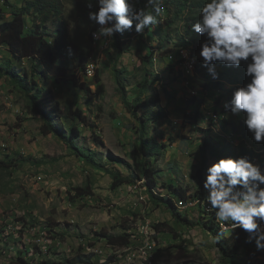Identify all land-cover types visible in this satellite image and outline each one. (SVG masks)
Listing matches in <instances>:
<instances>
[{"label":"rangeland","instance_id":"obj_1","mask_svg":"<svg viewBox=\"0 0 264 264\" xmlns=\"http://www.w3.org/2000/svg\"><path fill=\"white\" fill-rule=\"evenodd\" d=\"M20 1L12 0V3L17 4ZM61 3L65 14L63 29L66 31L68 42H76L89 52L90 59L94 63L89 64L88 68L92 70L95 65L100 70L102 82L101 85L97 84L96 79H93L95 75L90 76V79L83 77L82 80L90 85L92 92L87 94L86 90L70 91L62 86L58 87V84L52 81H41V84L47 88L41 101L42 107L50 109L57 101L62 108L68 107L71 103L74 106L80 104L98 124L97 130L105 140V146L99 148L103 153L101 162L105 166L94 167L78 157L63 138L54 134L44 135L41 130L44 121L40 119V114L32 113L27 106L25 96L6 78H1L0 158L21 154L43 159V163L35 164L33 161H25L10 171L0 170V228L7 226L8 233H15L21 229L22 224L18 225L14 221L16 217L26 216L29 217L30 222L37 220L41 223L38 228L25 232L23 238L17 240L19 244L6 245L4 253H0V264H20L16 262V257L19 255V249L24 248L31 250V257L34 256L32 255L34 252L38 254L36 262H30L31 264L40 262L69 264L65 262V258L90 253L95 255L94 264H145V260L140 256V249L144 247V244H137L134 247L136 238H133L134 242L131 239L132 244L127 247H116L111 246L101 235L104 231L119 235L126 231L123 228L125 226L132 227L129 230L132 236L143 234L144 224L151 225L149 246L153 252L158 251L159 255L154 252L156 257L152 258L153 264H231L222 256L215 234L200 226L189 228L178 225L169 209L163 205H154L150 201L151 198L146 193L147 189L144 188L142 181H139V184L125 185L117 191L111 189L113 178L106 169H119L125 175L128 171L125 165L120 163L113 168L108 162V154L112 153L115 157L132 164L136 160L137 140L135 138L139 135L132 128L139 127V122L123 103L113 67L117 64L119 68L128 69L125 77L126 89L129 94L133 93L143 75V65L135 51L137 42L136 40L129 42L125 46V53L118 60V51L112 46L109 48V41H104L105 37L96 41L90 40L89 34L93 21L88 18V12L97 10L95 0L92 9L86 6V0H61ZM3 8L5 11L1 17L10 18L11 7L3 5ZM176 42L177 40L174 41ZM184 51H181L182 66L188 72L194 73V60L185 58ZM8 58H11L9 50L0 46V62ZM169 58L175 59L172 55ZM198 58H200L199 55H197ZM14 64L26 69L29 73L32 71L28 59L23 60L22 63L15 60ZM156 70L160 71V65L156 66ZM178 78L177 74L167 76L168 92L161 87L147 92V98L151 100L155 99L158 93L162 107L169 113L167 120L160 122L159 129L150 128V133L157 137L158 143L170 146L166 158L157 162L163 176L155 192L164 195L163 192L166 189L163 185L172 182L191 189L192 194H197V191L202 189V193L207 195L203 186H200L199 180L195 178L202 163L200 146L203 144L204 137L209 138L214 146L224 143L235 153L234 157L241 154L244 142L240 140L238 143L236 139L230 141L224 138L218 129L210 126V120L199 124L205 131H197L189 124L186 126L185 112L193 107L185 108L187 104L182 103L186 92L184 87L186 82H179ZM206 95L202 94V97L205 98ZM87 99L92 102L87 103ZM205 99H208V105L204 110L207 114L208 111L214 110L215 103L208 96ZM143 114V111H140V115L146 117ZM230 116L232 119L239 120V117L232 114ZM82 131L85 138L76 140L75 144L81 148H96L91 136L92 131L84 126ZM160 132H165L167 138H161ZM170 137H174V140L170 141ZM249 142L253 147L250 148L247 145L249 149L258 146L255 141L249 140ZM226 147L223 149L226 150ZM258 154L259 158L255 160V163L259 164L264 171V149ZM208 157L209 167L217 159L212 152H209ZM88 183L93 184L94 195L79 198L74 202L73 187L85 186ZM197 199L204 203L200 197ZM192 210L194 212L197 209L193 208L189 211ZM193 212L190 213L191 216L195 220L198 219ZM158 222H168L182 235L176 240L172 233L163 231L159 235V244L156 238L158 232L155 229V224ZM49 225H52L54 232H47L45 227ZM26 226L28 225L24 224V227ZM223 230L225 233L229 232ZM54 235L58 238L56 241L50 238ZM154 240L156 245L153 244ZM37 247L43 252L42 254L38 253ZM258 253L245 255L242 252V264H264V251ZM112 256L114 257L111 259Z\"/></svg>","mask_w":264,"mask_h":264},{"label":"trees","instance_id":"obj_2","mask_svg":"<svg viewBox=\"0 0 264 264\" xmlns=\"http://www.w3.org/2000/svg\"><path fill=\"white\" fill-rule=\"evenodd\" d=\"M20 2L13 4L12 0L0 1V18L2 19L0 22V46L6 47L11 54V58L0 62V79L6 78L25 96L30 111L40 114V119L44 121L41 129L44 135L54 134L63 138L78 157L83 158L94 167L103 168L105 166L101 162L103 153H101L99 148L105 146V140L98 132V124L92 120V116L80 104L74 106L71 103L68 107L62 108L60 102L57 101L50 109H47L42 107L41 103L47 90L46 86L44 87L41 84V81H52L58 84V87L62 86L70 91L82 89L86 90L87 94H92L90 85L82 79L83 77L88 79V65L94 63V61L90 59L89 52L83 49V46L73 41L68 42L65 35L66 31L63 29L65 14L61 0H26L25 2ZM161 2L166 11L157 17V24L145 29L141 35L137 34L134 29L123 34L116 33L114 38H111L112 42L109 45V48L112 46L113 49L118 51L119 60L122 54L125 53V46L132 40H136L135 51L143 65L142 80L136 85L134 92L130 94L126 89L125 79L128 69L119 68L117 64L113 67L123 103L139 122V127H131L139 137L135 138L137 147L136 160L133 164L115 157L112 153L108 154V162L113 168L117 163H120L125 165L128 171V174L125 175L119 169H106L113 178L111 189L117 191L125 185L142 181L144 188L147 189L146 193L151 198H149L150 201L154 205H163L169 209L178 225L189 228L200 226L215 234L216 238L219 236L217 246L222 256L228 259L231 264H242V252L245 255H255L258 252L255 242L247 243L248 234L240 228L231 229V233L227 236L221 233L219 225L215 223L214 218L211 216L215 214V210L207 209L209 206L206 197L200 196L204 203L199 202L197 207L194 208L205 211L204 214L202 212L198 215L194 214L198 217L195 220L190 214V209L182 211L179 208L181 210L179 211L177 208L181 204V206H187L190 199L194 200L197 198L187 196L191 189L169 182L163 185V188L167 190L165 195L155 192V189L159 187V180L163 176H161L157 162L166 158L170 146L158 143L157 137L150 133V128L159 129L160 122L167 120L169 113L162 107V101L158 93L156 98L151 100L147 98V92L151 89L152 91L156 90L158 87L168 92L166 78L168 75L177 74L179 82H186L184 84L186 92L182 103L187 104L185 108L193 107V109H189L190 112L189 110L185 112L184 124L186 126L187 124L192 125L197 131H205L199 124L207 120L203 108L208 105V99H205L208 96L214 100V111L219 116L218 122L213 119L210 122V126L218 129L224 138H228L230 141H233V137L243 139L244 145L241 154L249 157L254 162L259 158L258 152L263 151L264 143L257 146L262 149H256L257 147L249 149L247 145L249 140L252 141V134L244 125L243 117H240L238 121L232 119L230 111L224 108L225 102L231 100L233 90L250 82L249 78L245 76L246 66L242 64L240 68L227 67L218 62L216 67L219 78L213 79L207 69L202 67L201 57L194 61V73L188 72L184 68L183 71L180 68L179 63H181L182 59L176 62V60H171L169 57L165 58L169 53H173L180 48H191L192 54L199 55L201 45L204 42L203 38L205 37L192 33L191 25L199 18V10L205 0H161ZM145 4L146 0H137L136 7L137 9L144 8ZM3 5L12 8V16L10 18L1 17L5 11ZM180 25L181 27H179ZM98 28L99 25L93 21L89 34L91 41H94L92 33L96 32ZM175 40H177L176 43H174ZM69 47L73 50V55L71 56L68 55L67 51ZM157 53L162 54L160 71L156 70L155 67L154 58ZM176 56L181 57V55ZM25 59H28L32 66L31 73L14 64L15 60L18 63H22ZM196 62L198 63L195 69ZM95 73L94 79H96L97 84L101 85L102 79L100 78V70L97 67L95 68ZM162 73L167 74L163 75ZM202 94L209 95L204 98ZM91 102L90 99H87V103L90 104ZM140 111H143V115H146V117L141 116ZM83 126L92 131L91 136L96 148H81L75 144L76 140L82 137L85 138L82 131ZM159 136L167 138L165 132H160ZM172 140H174V137H170V141ZM218 144L219 146H214L209 138L204 137L203 139V144L200 146L202 163L195 177L199 180L200 186H203L205 180L204 172L208 168L209 152L215 155L217 161L222 157L235 156V153L231 151L232 149L226 147L224 143ZM224 147H226V150L223 149ZM25 161H33L35 164L43 163V159L39 160L31 156H23L21 154H16V156L7 155L3 159L0 158V170L10 171ZM72 190L75 192L72 197L74 202L79 198L94 195L92 183L73 187ZM201 190L197 191V195L203 194ZM174 199H176V203ZM14 221L18 225L22 224L21 229H18L15 233H8L7 226L0 228V253H4L6 245L19 244L20 242H17V240L23 238L25 232L32 228H38L41 224L37 220L30 222L29 217L26 216L16 217ZM227 223L231 224V222ZM24 224L28 226L24 227ZM45 228L48 233L54 232L52 225ZM123 228L126 231L119 235L105 231L101 235L107 239L111 246L127 247L132 244V233L129 232L132 227L125 226ZM155 229L158 232L156 238L159 244V235L163 231L172 233L176 240L182 235L168 222L156 223ZM50 238L54 241L58 239L55 235L50 236ZM37 250L39 251L38 253H43L38 247ZM18 253L19 255L16 257L17 263L31 264L30 262H36L37 252H34L32 257L30 256L31 250L27 248L19 249ZM94 256L93 253L78 254L74 258H65V262L69 264H94ZM113 257L110 258L112 259Z\"/></svg>","mask_w":264,"mask_h":264},{"label":"clouds","instance_id":"obj_3","mask_svg":"<svg viewBox=\"0 0 264 264\" xmlns=\"http://www.w3.org/2000/svg\"><path fill=\"white\" fill-rule=\"evenodd\" d=\"M136 3L137 0H95L97 10L88 12V18L99 25L97 31L92 33L94 41L105 37L104 41H109L110 45L116 33L123 34L133 29L141 35L145 29L157 24V17L166 11L161 0H146L145 7L139 9ZM86 6L92 9L94 0H86ZM198 16L197 21L191 25V32L205 37L199 52L202 67L207 69L213 79H218V62L227 67L246 66L245 76L250 82L235 88L231 100L225 102L224 108L233 116L243 117L244 125L252 134V141L264 143V0H205ZM183 50L190 51L192 59L197 61V55L192 54L191 48H180L165 58L172 55L175 57L173 60L178 62L182 58L176 55H181ZM67 51L69 56L73 55L71 47ZM184 55L187 56V53ZM161 59L162 54L157 53L154 58L156 66L161 64ZM182 63L183 60L179 66L183 70ZM205 115L210 122L213 119L218 122L219 116L214 110ZM233 139L238 143L243 140L236 137ZM248 146L253 148L250 142ZM262 186L264 171L261 166L240 154L238 157H222L207 168L203 183L207 195L189 192L187 196L206 197L209 208L215 210L211 216L219 225L221 233L226 236L231 233H225L222 229L225 223L231 222V227L243 229L248 234L246 242L254 241L260 254V251H264ZM163 193L165 195L167 190ZM201 212L205 213L202 209L194 210L193 213L198 215Z\"/></svg>","mask_w":264,"mask_h":264},{"label":"bare ground","instance_id":"obj_4","mask_svg":"<svg viewBox=\"0 0 264 264\" xmlns=\"http://www.w3.org/2000/svg\"><path fill=\"white\" fill-rule=\"evenodd\" d=\"M187 53V56H185V58H189V59H192V57H191V54H190V51H188V50H185L183 53ZM94 65V64H93ZM95 68H96V66L94 65V67H92V70L90 69V68H88L87 69V75H90L91 77H93L96 73H95ZM262 187H264V186H262ZM200 201H199V199H197V198H195L194 200L193 199H191V200H189L188 201V205L187 206H181L180 204V206H179V208L181 209V210H184V209H192V208H195V207H197V205H198V203H199ZM145 225H149V224H144L143 226H142V229H143V234H145ZM231 224H228V223H225L224 224V226H223V229H225L226 231H231V229H233V227H231L230 226ZM154 235V234H153ZM153 244L154 245H156V242H155V240H154V242H153ZM150 245V242L148 243V247H146L145 245H144V247H142L141 249H140V256L145 260V264H153L152 263V258H153V256H155L156 257V255H154V252L152 251V248H151V246H149ZM154 259V258H153Z\"/></svg>","mask_w":264,"mask_h":264},{"label":"built area","instance_id":"obj_5","mask_svg":"<svg viewBox=\"0 0 264 264\" xmlns=\"http://www.w3.org/2000/svg\"><path fill=\"white\" fill-rule=\"evenodd\" d=\"M87 77L90 78V75H87ZM133 238H136V242L133 241ZM132 241L134 242V247L137 244H144L146 247H148V243L151 242V225H145V234H134L132 236ZM155 253L158 255V251H155Z\"/></svg>","mask_w":264,"mask_h":264},{"label":"crops","instance_id":"obj_6","mask_svg":"<svg viewBox=\"0 0 264 264\" xmlns=\"http://www.w3.org/2000/svg\"><path fill=\"white\" fill-rule=\"evenodd\" d=\"M229 232H231V231H229Z\"/></svg>","mask_w":264,"mask_h":264}]
</instances>
